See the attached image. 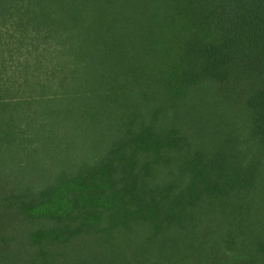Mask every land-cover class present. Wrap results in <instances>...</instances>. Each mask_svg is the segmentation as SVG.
I'll return each mask as SVG.
<instances>
[{
	"label": "trees",
	"instance_id": "16d2710c",
	"mask_svg": "<svg viewBox=\"0 0 264 264\" xmlns=\"http://www.w3.org/2000/svg\"><path fill=\"white\" fill-rule=\"evenodd\" d=\"M0 264H264V0H0Z\"/></svg>",
	"mask_w": 264,
	"mask_h": 264
}]
</instances>
